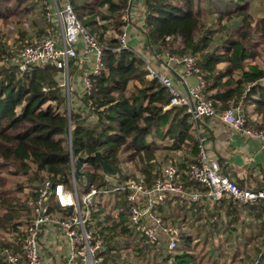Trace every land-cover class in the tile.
<instances>
[{
  "label": "trees",
  "instance_id": "16d2710c",
  "mask_svg": "<svg viewBox=\"0 0 264 264\" xmlns=\"http://www.w3.org/2000/svg\"><path fill=\"white\" fill-rule=\"evenodd\" d=\"M44 1L0 0V20L21 19L35 11L34 5L46 11ZM70 1L77 18L104 50L101 74L91 76L92 95L84 99L86 104L92 103L87 116L69 113L68 97L59 81L60 71L54 66L35 67L19 75L15 67L0 65V264H12L10 256L24 258L26 234L20 226L32 219V204L39 186L48 180L70 186L76 162L82 165L76 180L83 185V193L92 189L99 192L89 224L102 244L101 264H203L193 254V244L202 239V234L206 243L220 238L221 217L222 227L226 230L229 226V238L239 237L237 227L247 224L252 228V236L243 233L242 237L248 243L264 239L263 213L254 205H239L229 199L212 204L215 211L210 213L206 202L189 205L184 196H168L159 206V213L181 231L173 252L165 244L150 245L132 228L128 202L131 192L116 190L118 183L143 180L152 188L163 176L165 170L158 167L154 149L157 140L172 141L166 147L168 155L185 151L195 156L196 123L184 107L164 110L170 101L167 89L158 80L146 78L144 61L133 50L115 51L119 48L118 37L110 33L114 28L119 34L125 26L128 0ZM143 1L148 47L158 52L167 49L175 55L196 56L207 82L205 96L214 102L217 112L240 102L245 107L253 105L259 121L250 125L264 129V16L256 18L251 13L253 1ZM47 25L38 29L40 39L48 36L47 28L51 25ZM258 59L263 65L250 68ZM77 68V60L71 59L70 77ZM97 153L116 169L115 175L103 173ZM196 158L197 155L187 157L182 162L178 168L180 181L188 191L206 192L186 175V169ZM129 164H134L133 169H128ZM11 176L26 178V187L31 189L25 201L18 196L25 187L8 188ZM184 208L188 210L179 223V214L174 210ZM223 213L229 221H224ZM245 213L253 220L246 221ZM182 224L190 225L185 228ZM195 226L198 232L192 231Z\"/></svg>",
  "mask_w": 264,
  "mask_h": 264
},
{
  "label": "built area",
  "instance_id": "2783aa9c",
  "mask_svg": "<svg viewBox=\"0 0 264 264\" xmlns=\"http://www.w3.org/2000/svg\"><path fill=\"white\" fill-rule=\"evenodd\" d=\"M143 0H128L126 24L118 36L121 50H133L144 61L149 81L158 80L168 91L169 105L184 107L196 123L197 158L190 163L186 175L195 183L201 185V190L188 191L180 181L176 165L166 167L162 177L158 178L152 188L147 187L143 180L131 179L126 184L118 183L116 190L131 192L130 204L131 226L141 233L150 245L160 247L165 244L169 252H173L180 242L181 231L178 227L166 222L159 213L168 196L181 195L190 204L206 200L210 204L229 199L239 205H257L264 203V189L254 190L240 187L231 180L217 159L210 157L208 152L209 137L203 132L204 122L219 120L234 133L245 139L257 140L264 147V129L250 125L248 111L240 102L222 113H218L213 101L205 96L207 82L199 65L198 58L193 55H175L169 50L155 51L148 47L147 30L144 23ZM50 5V6H49ZM46 18L58 22L61 26V40L45 37L21 49L13 59V66L19 75L28 73L31 69L54 66L61 77L66 80L61 84L63 91H68L70 106L73 110L77 100L82 101L83 109L78 114L87 116L92 103L86 104L93 91L91 76H98L102 71L103 47L90 34L77 18L70 0H50L46 3ZM132 41L136 45L132 46ZM82 45V48L79 46ZM78 47L84 55H93L95 63L92 72L83 77V88L78 95L69 90V63L78 57ZM192 79L193 84L188 85ZM68 89V90H67ZM76 180V169H72L71 184H54L45 181L38 188V194L32 204V219L24 228L26 238L24 243V258L10 256L12 264H43L42 250L45 241H64L67 254L64 264H101L102 244L96 240V232L90 228L91 208L98 190L88 193L79 192ZM70 210L72 213L70 214Z\"/></svg>",
  "mask_w": 264,
  "mask_h": 264
},
{
  "label": "rangeland",
  "instance_id": "374dc122",
  "mask_svg": "<svg viewBox=\"0 0 264 264\" xmlns=\"http://www.w3.org/2000/svg\"><path fill=\"white\" fill-rule=\"evenodd\" d=\"M50 0L44 1V6ZM253 1L251 5V13L256 17H262L264 16V0H251ZM50 6V5H49ZM35 11L27 16H24L21 19H17L10 22H5L0 20V54L5 52V54L0 57V65H7L8 67H14L13 66V59L16 57L18 52L23 49L25 46H28L31 43H34L35 41L40 40L41 36H38V29H41V27L48 26L47 24L51 25L48 27V36L47 37H54L58 40H61V26L58 22H51L48 21L46 18L47 12L44 11L45 8L39 5H34ZM126 21V16H125ZM35 23H38L39 26L35 27ZM122 31V30H121ZM111 35H115L118 37L120 33L114 32V28ZM7 58V59H6ZM6 59V60H5ZM264 59V56H263ZM264 61V60H263ZM262 60L258 59L256 62H254L250 68L255 69L258 66H261ZM223 67V66H221ZM70 77V75H69ZM71 80V77H70ZM69 80V81H70ZM61 84H65L66 80L61 77ZM64 89V88H62ZM68 90V89H67ZM69 90L72 93L71 98H73V86L71 85L70 81V87ZM67 97H68V91H65ZM75 93V92H74ZM69 98H68V111H69ZM249 107V106H248ZM247 107V110H248ZM73 111V110H72ZM250 115L256 113L254 110V107L249 110ZM257 114V113H256ZM258 115V114H257ZM259 117V116H258ZM150 141L152 138L149 139ZM172 141L170 139H167L165 141L157 140L156 144L154 146V149L157 151V164L158 167L161 170H165L167 166L170 164L176 165L178 168L182 164V162L185 160V158L188 157V159L192 158V155L188 154L189 152H180V153H170L167 154L166 147L170 146ZM134 164H129L128 169H133ZM188 169H186L187 171ZM9 183L8 188L10 189H17V186H23L24 192L22 194H19L18 196L21 197L22 201H25L27 199L28 194L30 193V189L27 186L26 178L23 176L19 177H8ZM79 192L83 194L82 184L79 183ZM181 205H184L182 202H180ZM175 205V204H174ZM190 205V203H189ZM210 206V213L215 211L213 209L214 206L207 204ZM19 208H21L20 205H18ZM188 209L184 208L183 211H180L178 209L177 211L174 210L175 214H179V223H182V217L185 214ZM111 211V210H110ZM223 213V219L224 221L227 220V217L224 216ZM176 216V215H175ZM253 218V217H252ZM251 218V219H252ZM250 219V220H251ZM181 220V221H180ZM218 221L220 223V227L218 228L220 238H212L213 240L208 241V243L205 241V234H202V239H200L197 242H194L193 246V254L198 257L199 260H203V264H264V239L262 238H256L254 241H251L248 243L245 238L242 237V234H246L249 237L252 236V228H248L247 224L245 225H239L238 227L234 224V227H237L236 233L239 235V237H232L229 238V234L226 230L222 227L221 220L218 218ZM231 221V220H230ZM170 222V221H169ZM204 222V221H203ZM248 222H250L248 220ZM170 223H173L171 220ZM178 223V224H179ZM27 223L23 221V224L20 226V230L24 231V228L26 227ZM190 225V224H189ZM188 224H182V227L185 228L189 227ZM198 225V223H197ZM210 228V226H208ZM197 226L193 227L192 231H196ZM211 229V228H210ZM198 232V230L196 231ZM236 234V235H237ZM204 239V240H203ZM214 239L216 241H214ZM213 241V242H212ZM248 243L247 246H245V243ZM215 243V244H214ZM214 244V245H212Z\"/></svg>",
  "mask_w": 264,
  "mask_h": 264
},
{
  "label": "crops",
  "instance_id": "0c3cea01",
  "mask_svg": "<svg viewBox=\"0 0 264 264\" xmlns=\"http://www.w3.org/2000/svg\"><path fill=\"white\" fill-rule=\"evenodd\" d=\"M143 24L141 23V25ZM134 45L136 44L132 41V46ZM79 47L82 48V45ZM79 47L78 57L76 58L78 65L77 72L71 75L70 80L73 91L78 95L77 97H79L83 88V77L92 72L95 63V57L93 55H84ZM192 84L193 80L189 79L188 85L191 86ZM253 107L251 105L247 110L251 124L259 121L256 113L252 115L249 113V110ZM82 109V101L78 99L74 105V112L77 113L78 111L79 113ZM196 127L195 125V136L197 137ZM203 128L204 134L209 137L208 152L210 157L217 159L223 165L222 167L231 180L245 189H264V147L261 143L257 140L243 138L217 119L205 121ZM196 155L192 156V158H195ZM203 202L210 204L207 201ZM254 207L259 212H262L264 216V203L254 205ZM251 218L252 216L246 214V221ZM66 254L67 248L64 241L60 240L55 244L51 240H47L42 250V256L44 258L43 264H64Z\"/></svg>",
  "mask_w": 264,
  "mask_h": 264
},
{
  "label": "water",
  "instance_id": "95a60500",
  "mask_svg": "<svg viewBox=\"0 0 264 264\" xmlns=\"http://www.w3.org/2000/svg\"><path fill=\"white\" fill-rule=\"evenodd\" d=\"M68 144L71 148V144H72V137H71V130L69 132V135H68ZM72 150V149H71ZM96 157L99 159V162L100 164L102 165V168H103V173L106 174V175H115L116 174V169L112 168L110 165H108L102 155L100 153H97L96 154ZM76 166H77V169H76V174L77 175H80L81 174V168H82V165L80 162H76Z\"/></svg>",
  "mask_w": 264,
  "mask_h": 264
}]
</instances>
